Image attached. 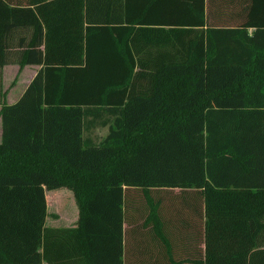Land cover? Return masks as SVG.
<instances>
[{
  "label": "trees",
  "instance_id": "1",
  "mask_svg": "<svg viewBox=\"0 0 264 264\" xmlns=\"http://www.w3.org/2000/svg\"><path fill=\"white\" fill-rule=\"evenodd\" d=\"M222 1L0 0V70L41 66L0 92V264H127L128 189L164 245L151 191H197L199 264H264V0Z\"/></svg>",
  "mask_w": 264,
  "mask_h": 264
},
{
  "label": "crops",
  "instance_id": "2",
  "mask_svg": "<svg viewBox=\"0 0 264 264\" xmlns=\"http://www.w3.org/2000/svg\"><path fill=\"white\" fill-rule=\"evenodd\" d=\"M142 0H133L140 4ZM155 4H173V0H152ZM211 4H222V0H210ZM232 4H239V0H231ZM40 65H25L21 69L18 65L9 63L0 70V92L4 93L6 105L16 103L40 70ZM1 110V106H0ZM1 140V119H0ZM31 183L40 185L46 207L44 226L54 227L60 223L62 227L71 228L78 221V209L72 195L69 199L76 205V212L68 208L62 209L46 190V181L40 176H32ZM10 185H24L21 180L6 179ZM125 214L128 219L123 223V240L125 241V256L127 264H199L205 257V215L204 204L197 191L154 190L151 191L152 200L159 204V216L162 221V232L169 244L166 246L154 234L151 226H144L148 215V208L143 194L134 189L126 193ZM48 216L53 222L47 225ZM66 225V226H65Z\"/></svg>",
  "mask_w": 264,
  "mask_h": 264
},
{
  "label": "rangeland",
  "instance_id": "3",
  "mask_svg": "<svg viewBox=\"0 0 264 264\" xmlns=\"http://www.w3.org/2000/svg\"><path fill=\"white\" fill-rule=\"evenodd\" d=\"M107 135V128H103V127H99L96 130H94L91 134L90 137L95 141V142H100L105 136ZM68 204V205H67ZM66 205L68 206V208L70 210H72L73 212H76V205L74 203L73 200L68 199ZM65 205V206H66ZM53 222V220L50 219V217L48 216V220H47V225H50ZM54 227H62V224L60 223H55L53 224ZM66 226V225H65Z\"/></svg>",
  "mask_w": 264,
  "mask_h": 264
}]
</instances>
